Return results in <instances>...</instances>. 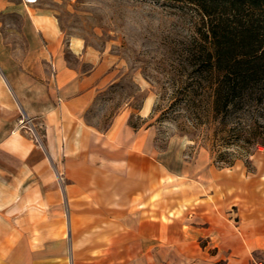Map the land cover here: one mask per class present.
Here are the masks:
<instances>
[{"label":"crops","instance_id":"0c3cea01","mask_svg":"<svg viewBox=\"0 0 264 264\" xmlns=\"http://www.w3.org/2000/svg\"><path fill=\"white\" fill-rule=\"evenodd\" d=\"M111 76L37 1L0 0V264L264 262V160L224 168L203 148L172 165L152 127L97 129Z\"/></svg>","mask_w":264,"mask_h":264},{"label":"rangeland","instance_id":"374dc122","mask_svg":"<svg viewBox=\"0 0 264 264\" xmlns=\"http://www.w3.org/2000/svg\"><path fill=\"white\" fill-rule=\"evenodd\" d=\"M37 7L57 19L65 45L81 37L111 64V79L86 113L91 125L106 130L122 115L136 129L152 127L161 157L172 165L194 160L203 148L224 168L238 163L254 171V162L264 160V146L244 152L222 143L216 122L208 121V100L195 113L178 102V90L193 80L190 51L200 21L194 10L150 0H37ZM149 97L153 107L144 117Z\"/></svg>","mask_w":264,"mask_h":264},{"label":"trees","instance_id":"16d2710c","mask_svg":"<svg viewBox=\"0 0 264 264\" xmlns=\"http://www.w3.org/2000/svg\"><path fill=\"white\" fill-rule=\"evenodd\" d=\"M150 1L200 16L190 51L193 80L178 90V102L195 113L208 100V121L216 122L223 144L244 152L264 146V0Z\"/></svg>","mask_w":264,"mask_h":264},{"label":"built area","instance_id":"2783aa9c","mask_svg":"<svg viewBox=\"0 0 264 264\" xmlns=\"http://www.w3.org/2000/svg\"><path fill=\"white\" fill-rule=\"evenodd\" d=\"M27 1H29V2H36L37 0H27ZM259 264H264V262H261Z\"/></svg>","mask_w":264,"mask_h":264}]
</instances>
